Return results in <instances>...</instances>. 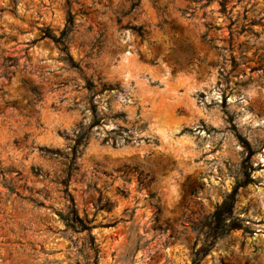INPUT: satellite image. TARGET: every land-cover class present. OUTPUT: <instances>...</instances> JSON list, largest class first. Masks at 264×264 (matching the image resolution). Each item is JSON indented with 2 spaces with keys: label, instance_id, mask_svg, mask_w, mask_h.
I'll return each mask as SVG.
<instances>
[{
  "label": "rangeland",
  "instance_id": "rangeland-1",
  "mask_svg": "<svg viewBox=\"0 0 264 264\" xmlns=\"http://www.w3.org/2000/svg\"><path fill=\"white\" fill-rule=\"evenodd\" d=\"M236 186L200 264H264V0H0V264H191Z\"/></svg>",
  "mask_w": 264,
  "mask_h": 264
},
{
  "label": "trees",
  "instance_id": "trees-1",
  "mask_svg": "<svg viewBox=\"0 0 264 264\" xmlns=\"http://www.w3.org/2000/svg\"><path fill=\"white\" fill-rule=\"evenodd\" d=\"M207 2H211L212 0H206ZM68 31V30H67ZM67 31H63L59 38H56L54 35H49L47 38L51 39L54 43H60L61 38L67 33ZM64 61L69 63L71 66L74 64L68 52H63ZM241 186H236L218 205L213 214L208 216V225L207 228L210 232H213L215 238H213V242H203L201 247L193 249L192 251V262L191 264H200L203 258L209 253L210 249L214 246L217 240H220L226 237L231 231L237 230L240 228L239 221L237 219L232 218V211L236 202V196L238 189ZM59 217L64 222L65 226L76 232H86L90 240L93 241V236L91 235V227L88 223L81 218H79L77 211L75 210V206L73 201L71 200V210L67 215L59 214ZM96 258V253H95Z\"/></svg>",
  "mask_w": 264,
  "mask_h": 264
},
{
  "label": "bare ground",
  "instance_id": "bare-ground-1",
  "mask_svg": "<svg viewBox=\"0 0 264 264\" xmlns=\"http://www.w3.org/2000/svg\"><path fill=\"white\" fill-rule=\"evenodd\" d=\"M157 123L160 126H162V127L163 126H169L171 124V122L169 121V119L167 117H165V118H162V117L158 118Z\"/></svg>",
  "mask_w": 264,
  "mask_h": 264
}]
</instances>
